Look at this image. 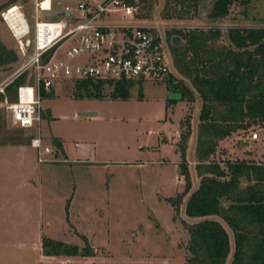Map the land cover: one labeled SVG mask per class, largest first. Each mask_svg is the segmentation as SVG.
<instances>
[{
    "label": "rangeland",
    "instance_id": "1",
    "mask_svg": "<svg viewBox=\"0 0 264 264\" xmlns=\"http://www.w3.org/2000/svg\"><path fill=\"white\" fill-rule=\"evenodd\" d=\"M211 1L200 4L197 18L165 20L159 15L163 0H143L134 16H121L115 8L100 23L153 26L159 33L171 26L211 25L223 32L229 26H264V0H233L228 14L217 21L205 15ZM62 2L75 9L74 0ZM0 43L16 50L1 21ZM73 83L58 80L52 96L40 101L41 111L48 108L50 116L40 118V128L22 130L32 138L39 129L42 145L50 148L43 157L50 161L37 162L35 149L27 145L3 147L17 131L4 123L0 110V264H183L187 233L181 222L196 220L183 213L198 182L191 156L194 134L186 149L190 188L177 213L168 198L183 189L174 145L178 123L188 113L195 131L198 100L166 105L165 85L149 80L142 84L140 99L136 89L125 100L75 98ZM251 131L220 140L213 158H242L252 151L256 158L264 151V131L255 129V139L249 137ZM51 138L60 141L61 149ZM243 140L247 143L239 144ZM41 235L78 246L84 235L95 256H43Z\"/></svg>",
    "mask_w": 264,
    "mask_h": 264
},
{
    "label": "trees",
    "instance_id": "2",
    "mask_svg": "<svg viewBox=\"0 0 264 264\" xmlns=\"http://www.w3.org/2000/svg\"><path fill=\"white\" fill-rule=\"evenodd\" d=\"M15 1L5 0L0 10ZM203 1L163 0L159 15L165 20L197 18ZM232 1L212 0L205 12L206 18L210 21L224 18ZM149 10L150 5H147V12ZM163 33L173 69L164 82L166 91L179 93V100L188 104L199 102L195 131L188 113L178 123L174 145L178 154L177 174L182 177L183 189L168 198L177 213L182 197L190 188L186 149L194 134L191 156L198 182L186 197L183 213L196 220L181 222L187 233V255L183 264H264V151L256 158L253 151L242 158H213L217 143L233 133L248 129L264 131V26H229L224 32L219 26L211 25L171 26ZM173 35L181 41V46L170 45ZM15 59L16 50L0 43V68L9 66ZM72 81L75 98L108 96L125 100L135 89L136 97H142L143 80L140 79ZM22 82L20 76L7 88L10 99L15 87ZM52 93L53 89L41 91V98L50 97ZM174 102L166 99V105ZM40 115L48 118V108ZM14 131L17 133L10 136L11 144L30 143L31 136L22 135L21 129ZM51 141L56 149H61L57 138ZM246 143L243 140L239 144ZM68 203L69 199L64 205L65 212ZM80 238L83 244L78 246L41 235L40 253L43 256H95L88 239L84 235Z\"/></svg>",
    "mask_w": 264,
    "mask_h": 264
},
{
    "label": "built area",
    "instance_id": "3",
    "mask_svg": "<svg viewBox=\"0 0 264 264\" xmlns=\"http://www.w3.org/2000/svg\"><path fill=\"white\" fill-rule=\"evenodd\" d=\"M62 1L66 0H30L28 6L27 0H16L0 10V21L16 45V59L0 68V110L8 127L40 128L41 91L54 89L60 79H140L164 84L171 71L164 33L152 30L153 26L100 23V18L115 8L121 16H134L140 0H74V10ZM56 10L70 14H46ZM77 56L83 59L72 63ZM20 76L23 82L10 99L7 88ZM39 133L38 129L30 145L36 161L43 163L50 161L43 157L50 148L42 145ZM249 137L255 139L256 132L251 131Z\"/></svg>",
    "mask_w": 264,
    "mask_h": 264
},
{
    "label": "water",
    "instance_id": "4",
    "mask_svg": "<svg viewBox=\"0 0 264 264\" xmlns=\"http://www.w3.org/2000/svg\"><path fill=\"white\" fill-rule=\"evenodd\" d=\"M46 14L51 16H64L70 14V12L63 11H47ZM170 45L172 46H181V41L177 38V36H171L169 39ZM168 99L179 100L180 94L177 92H168Z\"/></svg>",
    "mask_w": 264,
    "mask_h": 264
},
{
    "label": "crops",
    "instance_id": "5",
    "mask_svg": "<svg viewBox=\"0 0 264 264\" xmlns=\"http://www.w3.org/2000/svg\"><path fill=\"white\" fill-rule=\"evenodd\" d=\"M49 116H50V114H49ZM3 145V144H2ZM30 146V147H32L31 145H30V143L29 144H6V145H3V147H8V148H12V147H16V148H22V147H24V146ZM33 148V147H32Z\"/></svg>",
    "mask_w": 264,
    "mask_h": 264
},
{
    "label": "bare ground",
    "instance_id": "6",
    "mask_svg": "<svg viewBox=\"0 0 264 264\" xmlns=\"http://www.w3.org/2000/svg\"><path fill=\"white\" fill-rule=\"evenodd\" d=\"M43 4H45V2Z\"/></svg>",
    "mask_w": 264,
    "mask_h": 264
}]
</instances>
